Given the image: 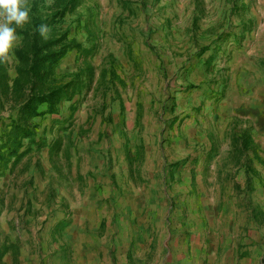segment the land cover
Here are the masks:
<instances>
[{
	"label": "rangeland",
	"instance_id": "374dc122",
	"mask_svg": "<svg viewBox=\"0 0 264 264\" xmlns=\"http://www.w3.org/2000/svg\"><path fill=\"white\" fill-rule=\"evenodd\" d=\"M64 28L95 74L0 175V264H264V0H87Z\"/></svg>",
	"mask_w": 264,
	"mask_h": 264
},
{
	"label": "trees",
	"instance_id": "16d2710c",
	"mask_svg": "<svg viewBox=\"0 0 264 264\" xmlns=\"http://www.w3.org/2000/svg\"><path fill=\"white\" fill-rule=\"evenodd\" d=\"M87 0H29L31 19L23 26H17L20 43L14 50L15 72L0 58V111L7 106L15 110L4 121L0 132V175L14 171L21 160L36 147L46 146L47 139L38 136L41 124L39 118L55 114L64 101L73 100L92 82L95 68L89 56L95 46L86 47L69 28H64L67 15L79 14ZM48 26L46 35H41L39 26ZM82 26V20L78 22ZM91 20L83 25L89 37L93 35ZM77 50L79 60L84 61L70 80H62L58 66L66 55ZM83 65V66H82ZM75 110L76 105H71ZM235 149L241 155L255 144L247 134L236 136ZM53 144L52 146H55ZM241 163V161H240ZM0 243V260L3 257Z\"/></svg>",
	"mask_w": 264,
	"mask_h": 264
},
{
	"label": "clouds",
	"instance_id": "9594fccd",
	"mask_svg": "<svg viewBox=\"0 0 264 264\" xmlns=\"http://www.w3.org/2000/svg\"><path fill=\"white\" fill-rule=\"evenodd\" d=\"M31 19L27 0H0V58L7 57L20 40L17 26ZM41 35H46L48 26H39Z\"/></svg>",
	"mask_w": 264,
	"mask_h": 264
},
{
	"label": "crops",
	"instance_id": "0c3cea01",
	"mask_svg": "<svg viewBox=\"0 0 264 264\" xmlns=\"http://www.w3.org/2000/svg\"><path fill=\"white\" fill-rule=\"evenodd\" d=\"M78 240H81L80 244H79V251L81 253V255H84L85 253H87V246L85 247L83 245V239L85 240L86 238L83 237V236H76ZM118 256H119V262L118 264H129L128 262V259H127V256L126 254H123L120 256V253L119 251H117L116 253ZM197 259V258H194V260ZM183 260H179L176 264H180V262H182Z\"/></svg>",
	"mask_w": 264,
	"mask_h": 264
}]
</instances>
